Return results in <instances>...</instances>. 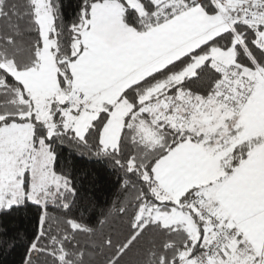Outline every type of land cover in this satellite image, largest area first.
Wrapping results in <instances>:
<instances>
[{"label":"snow or ice","instance_id":"6c2138e0","mask_svg":"<svg viewBox=\"0 0 264 264\" xmlns=\"http://www.w3.org/2000/svg\"><path fill=\"white\" fill-rule=\"evenodd\" d=\"M0 0V218L20 264H264V0ZM120 195L89 216L65 153Z\"/></svg>","mask_w":264,"mask_h":264},{"label":"trees","instance_id":"16d2710c","mask_svg":"<svg viewBox=\"0 0 264 264\" xmlns=\"http://www.w3.org/2000/svg\"><path fill=\"white\" fill-rule=\"evenodd\" d=\"M65 4L70 16L75 0H65ZM65 156V166L74 171L82 187V207L89 208L90 217L117 199L120 192L116 186V177L103 163L91 156L74 158L67 152ZM31 230L30 213L21 212L0 218V264H20L24 253L23 243Z\"/></svg>","mask_w":264,"mask_h":264}]
</instances>
